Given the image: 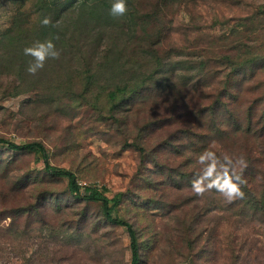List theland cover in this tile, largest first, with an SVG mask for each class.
<instances>
[{"label":"trees","instance_id":"trees-1","mask_svg":"<svg viewBox=\"0 0 264 264\" xmlns=\"http://www.w3.org/2000/svg\"><path fill=\"white\" fill-rule=\"evenodd\" d=\"M195 1L126 0L127 12L114 16L110 9L115 0H36V22L27 26V13L20 9L0 34V43L10 45L11 66L5 68H12L17 77L29 73V65L36 61L25 49L52 42L59 56L45 59L28 90L51 91L50 101L60 105L64 99L60 93L69 95L76 112L89 107L97 120L117 124L124 148L139 152L141 169L147 173L146 194L140 197L172 202L166 189L186 187L192 192L185 202H172L174 210L195 202L193 209L188 207L180 215V228L188 236L200 233L202 216L223 202L230 212L247 219L257 217L264 223V80L259 94L252 93V83L244 86L255 76L257 58L264 55L257 57L242 39L230 48L223 41L221 46L202 47L174 41L175 21L183 3ZM259 8L264 11V5ZM187 10L191 27L196 24L194 14ZM45 18L48 24L43 23ZM246 68L252 72L247 73ZM209 74L215 79L211 86L203 81ZM55 108L61 111L60 106ZM0 144L40 153L44 159L43 173L35 180L31 174L9 176L15 191L33 181L38 187L67 180L64 194L44 187L33 203L21 204L29 198L23 196L20 201L17 194H10L16 205L8 206L5 201L3 212L44 218L42 206L61 209L65 205L76 212L79 203L100 204L108 222L127 227L132 264L140 262L138 228L119 214L123 192L110 197L105 186L83 184L76 170L52 163L50 151L41 141L16 143L0 137ZM77 144L68 146L73 149ZM205 151L215 153V158L201 162ZM225 179L237 184L243 196L228 199L215 186L208 187ZM196 180L205 188L201 194L193 188ZM157 188L160 190L155 191Z\"/></svg>","mask_w":264,"mask_h":264},{"label":"rangeland","instance_id":"rangeland-1","mask_svg":"<svg viewBox=\"0 0 264 264\" xmlns=\"http://www.w3.org/2000/svg\"><path fill=\"white\" fill-rule=\"evenodd\" d=\"M35 3L36 0H0V34L11 25L20 9L27 13V26L36 22L39 12ZM261 5L264 0L183 3L173 39L190 47L212 43L221 46L223 41L229 48L235 40L242 39L261 57L264 55ZM187 9L194 14L196 24L191 27H188L191 14ZM9 49L10 45L0 43V137L16 143L41 141L49 149L52 163L76 170L83 184L105 186L110 197L123 192L119 214L138 228L142 252L138 264H264V223L259 218L240 217L225 209L223 202L202 216L200 223L204 226L200 233L183 234L180 215L195 202L177 210L172 202L183 203L192 192H187L186 187L181 191L166 189L167 199L172 202L140 197L146 194L147 173L141 169L139 152L124 148L125 140L118 134L117 124L114 126L110 119L97 120L89 107L76 112L69 95L60 93L64 96L60 105L50 101L51 91L28 90V83L36 73L24 72L17 77L12 68H5L10 65ZM12 50L17 52L14 46ZM254 68V78L246 80L244 86L252 83V93L259 94L263 90L260 82L264 80V56L257 58ZM246 72L252 71L246 68ZM206 79L203 81H208L210 86L215 83L211 74ZM7 90L15 94L5 93ZM57 106L61 111L56 110ZM73 142L78 144L72 149L68 145ZM43 167L40 153L17 151L0 144V264H132L127 227L108 222L100 204L82 202L76 212L65 205L61 209L42 206L46 222L37 215L3 212L5 201L8 206L16 205L10 194H17L20 201L23 196L29 198L22 200V204L35 202L36 193L44 187L64 191L67 180L48 181L38 187L33 181L16 191L12 188L9 176L31 174L35 180L43 173ZM24 192L28 195H22Z\"/></svg>","mask_w":264,"mask_h":264},{"label":"clouds","instance_id":"clouds-1","mask_svg":"<svg viewBox=\"0 0 264 264\" xmlns=\"http://www.w3.org/2000/svg\"><path fill=\"white\" fill-rule=\"evenodd\" d=\"M112 15H124L127 12L126 0H115L110 9ZM44 24H48L49 20L47 18L43 21ZM31 53L35 56L36 61L33 64H30L27 71L29 73L35 74L39 69L43 68L44 61L47 57L57 58L59 56V52L55 49L54 45L51 41L47 42V44H40L37 49L26 48L25 54ZM215 158V153L205 151L200 160L203 162L207 158ZM227 159V157L225 158ZM205 175H211V172H206ZM239 180V177H236ZM242 183V181H241ZM215 186L218 191L222 192L228 199H232L234 196H243V193L240 191L237 184L232 183L230 179H225L223 183L213 182V184H209L208 187ZM193 188L197 192V194H201L205 191V188L202 186L200 180H196L193 182Z\"/></svg>","mask_w":264,"mask_h":264}]
</instances>
